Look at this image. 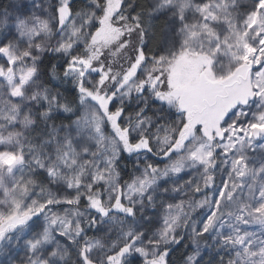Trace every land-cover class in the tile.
<instances>
[{
  "label": "snow or ice",
  "instance_id": "obj_1",
  "mask_svg": "<svg viewBox=\"0 0 264 264\" xmlns=\"http://www.w3.org/2000/svg\"><path fill=\"white\" fill-rule=\"evenodd\" d=\"M177 250L264 264V0H10L0 264Z\"/></svg>",
  "mask_w": 264,
  "mask_h": 264
},
{
  "label": "trees",
  "instance_id": "obj_2",
  "mask_svg": "<svg viewBox=\"0 0 264 264\" xmlns=\"http://www.w3.org/2000/svg\"><path fill=\"white\" fill-rule=\"evenodd\" d=\"M9 2H10V0H0V10L5 8L9 4ZM180 255H181L180 250H177V252L174 253V255H173L174 264L179 263Z\"/></svg>",
  "mask_w": 264,
  "mask_h": 264
},
{
  "label": "rangeland",
  "instance_id": "obj_3",
  "mask_svg": "<svg viewBox=\"0 0 264 264\" xmlns=\"http://www.w3.org/2000/svg\"><path fill=\"white\" fill-rule=\"evenodd\" d=\"M1 10H3V9H1ZM179 264V263H178Z\"/></svg>",
  "mask_w": 264,
  "mask_h": 264
}]
</instances>
